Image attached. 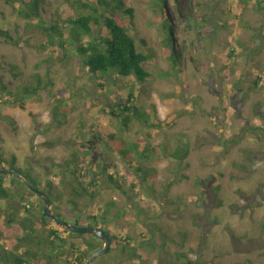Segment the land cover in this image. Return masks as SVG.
Listing matches in <instances>:
<instances>
[{
    "label": "rangeland",
    "instance_id": "374dc122",
    "mask_svg": "<svg viewBox=\"0 0 264 264\" xmlns=\"http://www.w3.org/2000/svg\"><path fill=\"white\" fill-rule=\"evenodd\" d=\"M33 1L42 17H30ZM81 4L89 0H0V30L12 42L0 38V163L10 168L15 156L37 187L62 197L54 206L71 223L75 217L64 211L71 177L65 179L63 165L81 155L82 182L99 195L92 205L88 197L80 200L79 208L98 217L111 209L104 229L121 240L93 264H264V0H170L163 24L176 34L170 45L158 1L129 0L130 34L151 58L144 83L89 72L71 36V21L88 14ZM93 41L81 38L84 48ZM168 47L179 51L181 65L173 64ZM258 77L263 81L255 89ZM130 94L152 118L125 130L101 109ZM169 121L171 127L150 126ZM114 139L161 149L142 161L155 194L117 158ZM184 141L185 161L170 158ZM107 156L104 175L97 164ZM108 175L119 184L109 185ZM93 178L96 186H89ZM5 183L12 200L0 198L6 212L20 205L15 194L29 193L9 176ZM30 204L41 217L43 202L36 196ZM121 211L127 214L118 221ZM68 261L76 264L70 253Z\"/></svg>",
    "mask_w": 264,
    "mask_h": 264
},
{
    "label": "trees",
    "instance_id": "16d2710c",
    "mask_svg": "<svg viewBox=\"0 0 264 264\" xmlns=\"http://www.w3.org/2000/svg\"><path fill=\"white\" fill-rule=\"evenodd\" d=\"M157 1L162 13L161 24L163 26L165 21H169L168 3L170 0ZM81 5L84 6L88 14L79 16L71 21V36L73 41L78 45L77 51L85 59V64L89 72L99 79L105 75L117 74L126 78L133 76L141 83L149 80L151 74L145 70L144 65L151 58L144 52L139 51L134 38L130 34V26H132L135 12L130 7L129 0H89V4ZM27 9L30 12V17H42V11L37 1H33ZM126 19H129V21L127 22ZM163 28L168 32L166 41L170 45L173 42V35L176 34H173L172 30L167 28L166 23ZM50 30L54 31V35L60 34V30L57 27L52 26ZM83 36H91L94 40L87 48H84L81 44V38ZM0 38H3L7 43H12L11 36L7 31L0 30ZM170 55L175 66L178 63L181 65L180 53L175 47H171ZM262 81L263 79L258 77L255 80L254 88L258 89ZM136 101L137 96L130 94L127 99H121L114 105L108 104L103 107L101 113L112 117L125 130H128L134 121L148 125V119L152 118V113L150 111L146 112L144 109L138 107L135 104ZM3 120L12 127L15 124L14 120L8 116H3ZM173 123V121L166 123L155 122L154 125L150 126L163 129L164 127H171ZM113 141L115 155L131 171L136 173L135 177L138 185L143 190L148 189L144 183L149 182L151 187L148 191L150 190L155 194V189L152 188L153 174L150 170L144 168L142 161L144 159L149 160L152 156L161 154V149L155 145H146L143 148H139L136 144H126L121 139H114ZM189 153L190 147L188 141H184L182 145L177 147L174 153L168 156L179 162H184L189 156ZM86 155H89V153H86ZM109 161L110 158L107 156L101 160V164H97V167L101 169V174L107 175ZM11 164L14 166L10 168L16 169L29 182L35 186L37 185L28 173L16 166L15 156L12 157ZM84 164L85 160L81 155L79 153H73L71 158L63 165L65 167L63 176H65V179L69 176L71 177L67 187L69 188V205L64 211L75 217L72 220L73 222H71L73 224L78 226H101L105 228L109 223L107 216L111 213V209L104 210V214L98 217L92 213L87 214L86 209L79 208L80 200L88 197L92 205L99 195L97 191H89L82 182L84 178ZM91 171L95 176L98 175L95 170ZM146 176L149 177L148 180ZM6 177L8 176L0 175V198L5 202L12 203L9 187L5 183ZM9 177L20 183L29 194L27 196L24 194H15V197H13L14 203L18 202L20 205L16 206L11 204L10 209L6 212L4 207L2 205L0 206V264H71V261H68L69 253L72 259L75 258L76 264H85L93 252L103 247L102 241L93 235L73 234L66 229L59 228L55 224L56 228H49L48 223L51 221L44 213V209L41 217L36 216L31 209L30 199L36 197L35 194L17 178ZM95 179H91L89 186H96ZM66 184V182H63V185ZM108 184L113 187L119 184L115 175H108ZM49 186H52L51 182H49ZM133 188H136V186H133ZM120 189L123 194L127 195L122 187ZM42 191L53 203L56 202V199H62L61 196H56L51 189H42ZM27 202L28 205L26 204ZM57 209L58 207L55 205L53 211L57 216L62 217L57 212ZM141 212H138V214ZM126 214V211H121L117 212L114 216L118 221H122L125 219ZM82 222H88L89 225H82ZM150 233H152V237H150V240H152L151 238L156 233ZM112 237L115 243L121 241L113 234ZM81 247L84 250H81ZM127 254L133 255L134 253L131 250H127Z\"/></svg>",
    "mask_w": 264,
    "mask_h": 264
},
{
    "label": "water",
    "instance_id": "95a60500",
    "mask_svg": "<svg viewBox=\"0 0 264 264\" xmlns=\"http://www.w3.org/2000/svg\"><path fill=\"white\" fill-rule=\"evenodd\" d=\"M0 175L12 176L20 180L31 192H33L43 203H44V213L53 221L58 227L66 229L73 234L77 235H93L104 243V246L93 252L85 264H93L98 258L106 256L110 253L111 245L113 241L112 235L99 227L93 226H78L76 224L69 223L62 220L56 214L53 213L52 207L53 202L50 198L41 191L37 186L29 182L19 171L13 168H6L3 164L0 163Z\"/></svg>",
    "mask_w": 264,
    "mask_h": 264
},
{
    "label": "flooded vegetation",
    "instance_id": "af4514ba",
    "mask_svg": "<svg viewBox=\"0 0 264 264\" xmlns=\"http://www.w3.org/2000/svg\"><path fill=\"white\" fill-rule=\"evenodd\" d=\"M34 185V184H33ZM39 188V187H38ZM40 189V188H39ZM42 191V189H40ZM33 193V192H32ZM36 196V195H35ZM44 205V203H43ZM44 209V208H43ZM52 210H54V203H53V207H52ZM53 213L55 214V212L53 211ZM59 217V216H58ZM49 218V217H48ZM65 221V220H64ZM73 224V223H72ZM93 227H98V226H93ZM99 228H102V227H99ZM104 229V228H102ZM110 233V232H109Z\"/></svg>",
    "mask_w": 264,
    "mask_h": 264
}]
</instances>
